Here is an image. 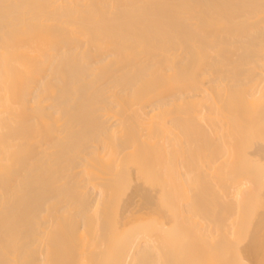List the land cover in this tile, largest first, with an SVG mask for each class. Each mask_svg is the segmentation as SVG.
<instances>
[{"label": "bare ground", "instance_id": "1", "mask_svg": "<svg viewBox=\"0 0 264 264\" xmlns=\"http://www.w3.org/2000/svg\"><path fill=\"white\" fill-rule=\"evenodd\" d=\"M0 264H264V0H0Z\"/></svg>", "mask_w": 264, "mask_h": 264}]
</instances>
